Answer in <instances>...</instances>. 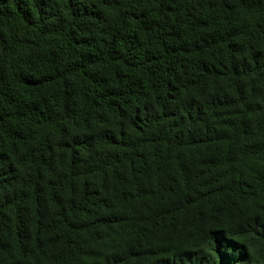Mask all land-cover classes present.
<instances>
[{"label":"trees","instance_id":"trees-1","mask_svg":"<svg viewBox=\"0 0 264 264\" xmlns=\"http://www.w3.org/2000/svg\"><path fill=\"white\" fill-rule=\"evenodd\" d=\"M0 264H264V0H0Z\"/></svg>","mask_w":264,"mask_h":264}]
</instances>
